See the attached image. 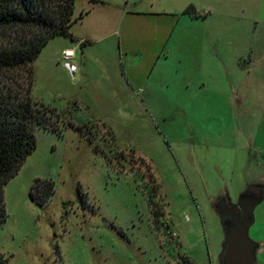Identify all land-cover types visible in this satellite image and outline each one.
<instances>
[{
  "label": "rangeland",
  "instance_id": "obj_1",
  "mask_svg": "<svg viewBox=\"0 0 264 264\" xmlns=\"http://www.w3.org/2000/svg\"><path fill=\"white\" fill-rule=\"evenodd\" d=\"M94 1L32 65V98L81 130L35 129L3 187L0 264H217L214 200L264 186V0ZM254 219L264 264V199Z\"/></svg>",
  "mask_w": 264,
  "mask_h": 264
},
{
  "label": "trees",
  "instance_id": "obj_2",
  "mask_svg": "<svg viewBox=\"0 0 264 264\" xmlns=\"http://www.w3.org/2000/svg\"><path fill=\"white\" fill-rule=\"evenodd\" d=\"M88 14L76 16L75 0H0V224L6 219L3 187L35 151V129L62 134L66 126L76 128L32 98V65L54 37L76 41L70 29ZM79 43L81 50L91 44ZM39 186L44 193L37 202L42 206L53 195L54 184L38 180L32 189Z\"/></svg>",
  "mask_w": 264,
  "mask_h": 264
},
{
  "label": "water",
  "instance_id": "obj_3",
  "mask_svg": "<svg viewBox=\"0 0 264 264\" xmlns=\"http://www.w3.org/2000/svg\"><path fill=\"white\" fill-rule=\"evenodd\" d=\"M64 67L74 78L75 67L70 64H64ZM259 191L246 190L236 204L227 206L220 214L222 219H231L229 224H224L220 218L223 230L220 264H256V253L260 245L250 238L249 231L255 223L254 210L264 199L263 187H259Z\"/></svg>",
  "mask_w": 264,
  "mask_h": 264
},
{
  "label": "flooded vegetation",
  "instance_id": "obj_4",
  "mask_svg": "<svg viewBox=\"0 0 264 264\" xmlns=\"http://www.w3.org/2000/svg\"><path fill=\"white\" fill-rule=\"evenodd\" d=\"M152 187V186H151ZM259 187H263V185H256V186H254V185H250L249 187H247V189L246 190H249L250 192H260L259 191ZM152 189H155L156 190V193L158 192L157 191V189L155 188V186H153L152 187ZM154 197H156V195L154 196ZM231 204H236V202H232L231 200H230V198L227 196V194H224V195H221V196H219V197H217L215 200H214V207H215V209H216V213H217V215H218V217H219V220H220V218L222 219V217H221V215L220 214H222L223 213V210H224V208H226L227 206H231ZM152 205H153V207L154 206H156V209H153V217H154V211L156 212V214H157V216L155 217L156 219H154V221L156 222V223H160V221H161V216H162V212L160 211V207L159 206H157L156 204H154L153 202H152ZM230 221H231V219L229 218V217H223V219H222V222L224 223V224H229L230 223ZM161 224V223H160ZM166 228H167V231L165 232V234L166 235H169V236H172V238H174L175 237V234L173 233V232H170L169 231V226L167 225L166 226ZM222 232H223V230H222ZM250 235V238L255 242V240L252 238V236H251V234H249ZM169 238V237H168ZM170 240H171V238H170ZM173 240V239H172ZM223 243V242H222ZM221 250H222V244H221ZM221 250H220V254H219V257H218V262H217V264H220V256H221V260H222V253H221ZM259 250V249H258ZM257 250V251H258ZM179 264H197V263H195V262H193V261H190L189 260V258L186 256V254H182V255H179Z\"/></svg>",
  "mask_w": 264,
  "mask_h": 264
},
{
  "label": "crops",
  "instance_id": "obj_5",
  "mask_svg": "<svg viewBox=\"0 0 264 264\" xmlns=\"http://www.w3.org/2000/svg\"><path fill=\"white\" fill-rule=\"evenodd\" d=\"M89 1H90V0H89ZM240 12H241V13H244V11H240ZM89 14L91 15V13H89ZM89 14H88V16L85 18V20L89 19V16H90ZM81 39H82V38H81ZM81 39H80V40H81ZM83 40H85V39H82V41H83ZM64 51H65V50H64ZM64 51H63V52H64ZM63 52H62V53H63ZM74 58H75V55H74ZM242 58H243V57H242ZM250 66H251V63H250ZM75 72H76V69H75ZM249 234H251L250 231H249ZM251 236H252V237H255V234H254V236H253V235H251ZM253 239L255 240L256 243H258V242L256 241L255 238H253ZM258 244L260 245L259 250H261V246H262L261 244H262V242L260 241ZM259 250H258V251H259Z\"/></svg>",
  "mask_w": 264,
  "mask_h": 264
},
{
  "label": "built area",
  "instance_id": "obj_6",
  "mask_svg": "<svg viewBox=\"0 0 264 264\" xmlns=\"http://www.w3.org/2000/svg\"><path fill=\"white\" fill-rule=\"evenodd\" d=\"M63 57H64V59L67 62V61H70L71 60L70 58H72L74 56H73V53L72 52H63Z\"/></svg>",
  "mask_w": 264,
  "mask_h": 264
}]
</instances>
